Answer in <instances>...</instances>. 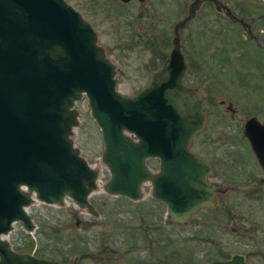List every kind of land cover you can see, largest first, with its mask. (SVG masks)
I'll return each instance as SVG.
<instances>
[{
    "label": "water",
    "instance_id": "water-1",
    "mask_svg": "<svg viewBox=\"0 0 264 264\" xmlns=\"http://www.w3.org/2000/svg\"><path fill=\"white\" fill-rule=\"evenodd\" d=\"M185 69L174 27L170 48L146 83L120 93L93 26L66 0H0V264H63L15 251L3 237L15 221L33 229L27 207L35 199L61 205L68 197L95 212L87 196L97 171L69 137L82 96L100 131L107 193L136 200L148 181L174 222L214 202L215 186L206 179L212 169L189 149L204 112L201 91L182 81ZM240 131L264 183V121L247 114ZM148 158L157 159L155 171ZM208 264L246 263L233 254Z\"/></svg>",
    "mask_w": 264,
    "mask_h": 264
},
{
    "label": "rangeland",
    "instance_id": "rangeland-1",
    "mask_svg": "<svg viewBox=\"0 0 264 264\" xmlns=\"http://www.w3.org/2000/svg\"><path fill=\"white\" fill-rule=\"evenodd\" d=\"M66 1L93 26L113 64L116 90L129 95L142 87L171 46L173 0ZM225 1L251 21L253 37L232 24L178 28L186 62L182 81L201 91L205 119L192 134L189 149L212 169L206 179L215 186L214 202L198 207L185 222H174L167 218L165 205L151 196L148 181L141 183L136 200L107 193L103 184L109 172L100 158V131L82 96L74 103L77 124L69 137L97 171L96 187L87 196L95 212L68 197L61 205L35 199L27 207L33 229L24 230L15 221L4 235L13 250L63 264L149 259L208 264L233 254H240L246 264H264L262 171L240 131L247 114L264 121V0ZM145 162L156 170V158Z\"/></svg>",
    "mask_w": 264,
    "mask_h": 264
},
{
    "label": "flooded vegetation",
    "instance_id": "flooded-vegetation-1",
    "mask_svg": "<svg viewBox=\"0 0 264 264\" xmlns=\"http://www.w3.org/2000/svg\"><path fill=\"white\" fill-rule=\"evenodd\" d=\"M172 4L176 10L175 27L177 28H223L227 24H232L245 30L251 26V21L236 13L225 0H216V2L212 0H173Z\"/></svg>",
    "mask_w": 264,
    "mask_h": 264
},
{
    "label": "trees",
    "instance_id": "trees-1",
    "mask_svg": "<svg viewBox=\"0 0 264 264\" xmlns=\"http://www.w3.org/2000/svg\"><path fill=\"white\" fill-rule=\"evenodd\" d=\"M164 58V57H163ZM173 254V252H171ZM172 254H170V256L172 257ZM169 258V257H168ZM159 260L160 259H152V260H145V261H135V260H131V264H156V262L158 261V264H159ZM170 263L172 262V259L170 260Z\"/></svg>",
    "mask_w": 264,
    "mask_h": 264
},
{
    "label": "bare ground",
    "instance_id": "bare-ground-1",
    "mask_svg": "<svg viewBox=\"0 0 264 264\" xmlns=\"http://www.w3.org/2000/svg\"><path fill=\"white\" fill-rule=\"evenodd\" d=\"M4 238H5V236H4Z\"/></svg>",
    "mask_w": 264,
    "mask_h": 264
}]
</instances>
